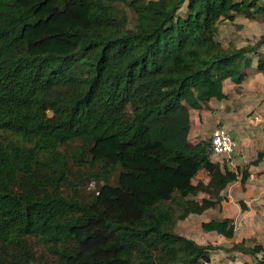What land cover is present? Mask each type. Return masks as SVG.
Here are the masks:
<instances>
[{"label":"trees","instance_id":"1","mask_svg":"<svg viewBox=\"0 0 264 264\" xmlns=\"http://www.w3.org/2000/svg\"><path fill=\"white\" fill-rule=\"evenodd\" d=\"M127 5L132 27L109 0H0V264H210L213 247L176 221L250 172L190 145V109L242 82L251 54L264 71V35L232 49L215 37L221 19L264 18V0ZM202 227L234 234L230 218ZM233 247L264 264V246Z\"/></svg>","mask_w":264,"mask_h":264},{"label":"rangeland","instance_id":"2","mask_svg":"<svg viewBox=\"0 0 264 264\" xmlns=\"http://www.w3.org/2000/svg\"><path fill=\"white\" fill-rule=\"evenodd\" d=\"M117 13L125 14L128 26L132 27L135 15L127 5L130 0H109ZM183 9V8H182ZM264 35V18H246L236 15L234 20L221 19L217 23L216 39L223 48L232 49L256 43ZM264 54V44L258 47ZM252 67L246 71V77L240 83L231 79L222 82L224 97L211 98L198 110L190 109V145L205 141L210 144V135L215 127L224 125L235 138L237 145L229 156L210 154L213 162L230 169L247 168L250 176L245 184L232 181L222 190L220 204L209 208L201 214H190L185 219L177 220L175 232L193 239L199 244H208L210 264H252L261 256L240 251L251 249L256 245L264 246V71L256 68L257 57L251 54ZM2 136L9 137L8 134ZM258 153L262 156L257 158ZM208 179L204 170H200L193 182ZM114 178H111V182ZM72 177L63 185L64 193H71ZM85 192H91L93 183L82 186ZM199 192L198 200L206 197ZM245 206L246 208H244ZM230 218L234 225V234L227 238L215 231H207L202 222ZM44 252L39 247L38 253ZM207 259V258H206Z\"/></svg>","mask_w":264,"mask_h":264},{"label":"built area","instance_id":"3","mask_svg":"<svg viewBox=\"0 0 264 264\" xmlns=\"http://www.w3.org/2000/svg\"><path fill=\"white\" fill-rule=\"evenodd\" d=\"M237 142L233 134L224 125L214 128L210 135V149L212 154L229 156L233 153Z\"/></svg>","mask_w":264,"mask_h":264},{"label":"water","instance_id":"4","mask_svg":"<svg viewBox=\"0 0 264 264\" xmlns=\"http://www.w3.org/2000/svg\"><path fill=\"white\" fill-rule=\"evenodd\" d=\"M207 262L209 261V258L207 257V260H206Z\"/></svg>","mask_w":264,"mask_h":264},{"label":"crops","instance_id":"5","mask_svg":"<svg viewBox=\"0 0 264 264\" xmlns=\"http://www.w3.org/2000/svg\"><path fill=\"white\" fill-rule=\"evenodd\" d=\"M236 148V147H235ZM206 211V210H205ZM203 213V212H202ZM190 215V214H189ZM227 218V217H226Z\"/></svg>","mask_w":264,"mask_h":264}]
</instances>
